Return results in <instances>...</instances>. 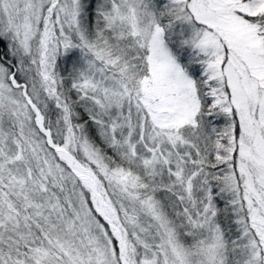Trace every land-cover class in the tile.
I'll list each match as a JSON object with an SVG mask.
<instances>
[{
	"label": "snow or ice",
	"instance_id": "obj_1",
	"mask_svg": "<svg viewBox=\"0 0 264 264\" xmlns=\"http://www.w3.org/2000/svg\"><path fill=\"white\" fill-rule=\"evenodd\" d=\"M0 264H264V0H0Z\"/></svg>",
	"mask_w": 264,
	"mask_h": 264
}]
</instances>
